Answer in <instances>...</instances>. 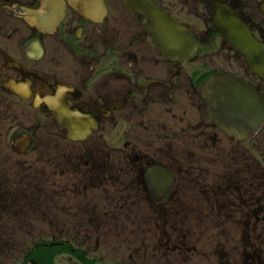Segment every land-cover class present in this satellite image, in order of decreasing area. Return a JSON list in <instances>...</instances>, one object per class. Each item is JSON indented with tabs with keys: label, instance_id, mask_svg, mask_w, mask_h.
<instances>
[{
	"label": "flooded vegetation",
	"instance_id": "af4514ba",
	"mask_svg": "<svg viewBox=\"0 0 264 264\" xmlns=\"http://www.w3.org/2000/svg\"><path fill=\"white\" fill-rule=\"evenodd\" d=\"M151 1L191 31L192 56L161 50L123 0H64L45 31L30 13L51 4L0 0V264H264L263 242H221L222 219L248 235L264 217V124L228 136L199 93L230 72L264 101L217 26L233 16L264 45V0Z\"/></svg>",
	"mask_w": 264,
	"mask_h": 264
},
{
	"label": "water",
	"instance_id": "95a60500",
	"mask_svg": "<svg viewBox=\"0 0 264 264\" xmlns=\"http://www.w3.org/2000/svg\"><path fill=\"white\" fill-rule=\"evenodd\" d=\"M158 21H162V17L157 16ZM177 30L174 31L172 43L175 45ZM165 38V37H163ZM240 48L245 52L247 48L254 42L245 34L240 37ZM260 51V48H258ZM246 86L237 78L230 75L216 76L210 79L204 85L206 113L211 119L219 122L226 131L242 130L252 131L256 129L261 122V114L258 112L259 104L256 98L249 100L246 104ZM251 111H245V109ZM248 117L244 119V117Z\"/></svg>",
	"mask_w": 264,
	"mask_h": 264
},
{
	"label": "rangeland",
	"instance_id": "374dc122",
	"mask_svg": "<svg viewBox=\"0 0 264 264\" xmlns=\"http://www.w3.org/2000/svg\"><path fill=\"white\" fill-rule=\"evenodd\" d=\"M258 218H259L260 221H258L256 224H255V222H253L254 226H253V229L251 231V236H252V239H256L259 242H263L264 243V217L262 218L261 216H259ZM222 223L226 224L225 228L232 229L231 236L236 241H245L246 240L245 232H242L240 230H235V229L242 228L243 225L235 224V226L233 227V224H231V222L226 220V219H222ZM224 241L225 240L222 237L221 238V242H224ZM94 254L95 253H93V255ZM9 260H11V259H8V260H5V261H9ZM63 260H67V257H64ZM12 262H13V260H12Z\"/></svg>",
	"mask_w": 264,
	"mask_h": 264
}]
</instances>
